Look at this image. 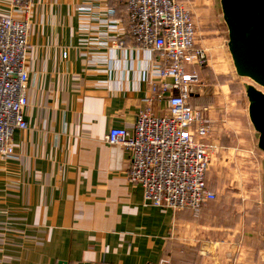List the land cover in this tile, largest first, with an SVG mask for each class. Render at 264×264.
<instances>
[{
  "label": "crops",
  "instance_id": "1",
  "mask_svg": "<svg viewBox=\"0 0 264 264\" xmlns=\"http://www.w3.org/2000/svg\"><path fill=\"white\" fill-rule=\"evenodd\" d=\"M8 16L21 18L0 0ZM25 16L28 128L0 156V264H231L222 225L205 224L209 202L148 205L129 182L130 153L104 141L167 110L153 89L164 59L134 45L126 0H33Z\"/></svg>",
  "mask_w": 264,
  "mask_h": 264
},
{
  "label": "built area",
  "instance_id": "2",
  "mask_svg": "<svg viewBox=\"0 0 264 264\" xmlns=\"http://www.w3.org/2000/svg\"><path fill=\"white\" fill-rule=\"evenodd\" d=\"M33 0H8V9L21 18L0 17V156L9 157L16 130H26L30 49L26 16ZM128 35L137 48L158 53L164 64L154 86L158 98L166 97L163 116L140 112L131 130L111 128L104 138L108 145L128 151V179L139 185L143 200L174 212H198L216 195L207 189L206 174L211 148L205 142L212 133L209 106L190 104L189 85L197 82L194 70L206 65L205 51L196 48L192 14L177 0H126ZM159 264H170L168 259Z\"/></svg>",
  "mask_w": 264,
  "mask_h": 264
},
{
  "label": "rangeland",
  "instance_id": "3",
  "mask_svg": "<svg viewBox=\"0 0 264 264\" xmlns=\"http://www.w3.org/2000/svg\"><path fill=\"white\" fill-rule=\"evenodd\" d=\"M177 1L191 12L196 45L207 59L204 67L194 69L197 82L188 87L189 97L202 94V102L194 103L211 110L213 130L205 141L211 157L205 180L216 199L208 203L211 212L205 224L222 225L216 242L222 244L224 261L264 264V154L256 147L257 134L248 118L243 89L247 80L238 78L232 66L217 0ZM252 244L257 245L253 251Z\"/></svg>",
  "mask_w": 264,
  "mask_h": 264
},
{
  "label": "water",
  "instance_id": "4",
  "mask_svg": "<svg viewBox=\"0 0 264 264\" xmlns=\"http://www.w3.org/2000/svg\"><path fill=\"white\" fill-rule=\"evenodd\" d=\"M227 30V50L243 89L249 122L264 154V0H217Z\"/></svg>",
  "mask_w": 264,
  "mask_h": 264
}]
</instances>
